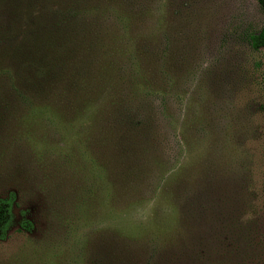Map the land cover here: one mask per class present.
Wrapping results in <instances>:
<instances>
[{"label": "trees", "instance_id": "1", "mask_svg": "<svg viewBox=\"0 0 264 264\" xmlns=\"http://www.w3.org/2000/svg\"><path fill=\"white\" fill-rule=\"evenodd\" d=\"M14 1L10 46L0 51V59H10L0 67V128L8 115L25 123L18 130L38 162L35 186L50 219L38 242L27 239L22 246L41 264L50 255L61 264H134L129 246H137L141 257L146 246L117 219L125 215L124 201H136L130 183L152 169L148 139L154 131L145 109L152 112L160 94L159 111L168 114L163 101L176 74L173 54L183 52L181 36L190 23L176 20L186 6L173 0H32L34 6L22 13ZM257 1L264 15V0ZM247 42L264 49V22ZM15 206V191L0 197V239ZM18 213L17 230L28 234L33 223L26 210ZM102 221H109L111 236L108 246L95 245L109 252L90 255L85 245L80 248L83 230ZM125 245L129 254L122 252Z\"/></svg>", "mask_w": 264, "mask_h": 264}, {"label": "rangeland", "instance_id": "2", "mask_svg": "<svg viewBox=\"0 0 264 264\" xmlns=\"http://www.w3.org/2000/svg\"><path fill=\"white\" fill-rule=\"evenodd\" d=\"M18 1L22 13L34 6L32 0ZM173 2L186 6L176 23L182 17L190 21L181 36L183 52L173 54L180 73L175 69L163 97L168 114L159 111L160 94L152 100V112L145 109L154 131L148 139L152 169L148 166L130 183L136 201H124L125 215L117 219L129 237L146 246V254L138 256L135 245L129 246L130 254L127 245L122 252L134 255V264H264V49L247 42L264 15L257 0ZM15 3L0 0V51L10 46ZM9 64L10 59H0V67ZM6 106L10 112V100ZM7 119L0 128V197L15 191L18 206L0 239V264H41L30 260L31 250L22 246L27 239L38 242L50 220L35 186L38 162L18 130L25 123ZM18 209L26 210L33 223L28 234L17 230ZM83 231L80 248L85 245L92 255L99 250L95 243L108 246L112 227L102 221ZM46 264L61 262L50 255Z\"/></svg>", "mask_w": 264, "mask_h": 264}]
</instances>
